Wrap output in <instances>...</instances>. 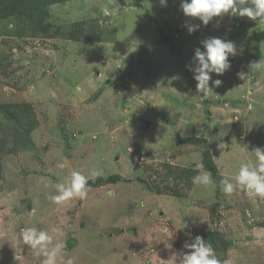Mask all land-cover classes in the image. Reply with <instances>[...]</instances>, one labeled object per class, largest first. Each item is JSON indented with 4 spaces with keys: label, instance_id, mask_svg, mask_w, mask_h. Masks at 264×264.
I'll return each mask as SVG.
<instances>
[{
    "label": "rangeland",
    "instance_id": "1",
    "mask_svg": "<svg viewBox=\"0 0 264 264\" xmlns=\"http://www.w3.org/2000/svg\"><path fill=\"white\" fill-rule=\"evenodd\" d=\"M44 10L0 13V264H264V0Z\"/></svg>",
    "mask_w": 264,
    "mask_h": 264
},
{
    "label": "trees",
    "instance_id": "2",
    "mask_svg": "<svg viewBox=\"0 0 264 264\" xmlns=\"http://www.w3.org/2000/svg\"><path fill=\"white\" fill-rule=\"evenodd\" d=\"M65 1L67 0H0V13L3 14L1 15V17H8L12 15H24L26 18L28 17V19L31 21L34 16L32 13L34 12L35 14L36 12H38L37 18H39V23L42 27V30H47L49 24H42V21L48 16V13L44 10V8L53 3H61ZM207 156L206 158L209 159V156ZM203 165L206 171L210 172L211 174H215V167L211 165L210 162H206V160H203ZM119 179L121 178L117 177L116 180Z\"/></svg>",
    "mask_w": 264,
    "mask_h": 264
}]
</instances>
